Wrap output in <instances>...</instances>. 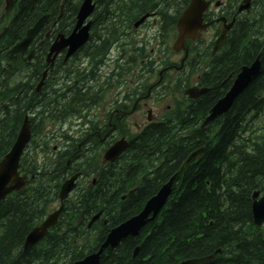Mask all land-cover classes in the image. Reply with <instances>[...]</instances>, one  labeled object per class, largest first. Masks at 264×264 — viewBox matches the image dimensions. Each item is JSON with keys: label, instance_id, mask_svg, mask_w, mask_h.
Returning <instances> with one entry per match:
<instances>
[{"label": "trees", "instance_id": "obj_1", "mask_svg": "<svg viewBox=\"0 0 264 264\" xmlns=\"http://www.w3.org/2000/svg\"><path fill=\"white\" fill-rule=\"evenodd\" d=\"M189 1L95 0V30L102 44H93V55L97 59L105 49L108 53L119 32L159 7L169 31ZM239 1L233 0L228 8L229 18L235 16ZM80 2L16 0L4 10V0H0V161L10 151L26 115L31 121L33 151L48 153L50 138L39 135L42 122L62 125L86 110L91 88L76 89L60 105L51 103L47 90L35 93L42 73L39 67L50 45L42 41L49 27L37 37L40 42L35 64L25 63L18 54L7 55L45 15H49V24L57 22V30L68 34ZM254 5L259 6L258 0ZM263 18L239 19L224 51L212 59L200 79V87L209 91L170 120L147 126L129 143L122 167L110 164L103 168L96 189L81 192L76 204L67 202L59 225L44 242L24 251L27 236L46 216L62 182L83 167L70 163L77 142L66 134L60 138L70 140L74 148L52 152L53 164L48 159L39 163L27 152L21 160L22 171L35 177L22 192L0 202V264H72L96 250L110 229L138 213L171 177V193L161 213L138 237H127L109 248L101 255L100 264H172L210 256H214L210 264H264V228L254 224L251 200L254 191L264 193V126L249 119L264 110V36L250 32ZM260 53L261 72L226 114L201 129L241 68ZM200 148L204 149L202 157L187 161ZM74 158L88 163L91 156ZM100 211L108 222L96 223L92 228L96 235L91 239L87 222ZM217 251L222 253L217 255Z\"/></svg>", "mask_w": 264, "mask_h": 264}, {"label": "water", "instance_id": "obj_2", "mask_svg": "<svg viewBox=\"0 0 264 264\" xmlns=\"http://www.w3.org/2000/svg\"><path fill=\"white\" fill-rule=\"evenodd\" d=\"M251 1L252 0H243L238 11H249L251 7ZM13 2L14 0H6L8 7L11 6ZM209 5L210 3L206 0H191L187 9L184 11L183 15L178 21L180 37L174 45L175 51L179 52L182 49L187 50L185 46V40L189 38L194 39L200 31L206 29L207 26L203 25V14L208 9ZM93 7L94 6L91 5V0L83 1L77 15V24L73 33L68 38L61 36L60 40L56 41V43L52 46L50 55H52V53L54 52L58 54L62 49L70 47L68 52V56H70L87 41L89 24L86 26H83V24L87 17L92 13ZM48 18V16H45L39 19L35 26L32 29L28 30L26 38L23 39L19 44H17L11 52L24 53L34 37L38 34L43 25L48 21ZM232 26L233 23L223 27L221 36L214 44V52L224 44L227 32ZM32 55L33 52H31L30 58L28 60L31 59ZM261 64L262 62L258 57L251 65L245 66L241 69L230 90L211 109L210 115L205 119L203 123V127L213 122L218 117L226 114L230 110L234 100L245 90L250 81L260 73L262 67ZM205 92L206 90H192V92L188 91L191 98H198ZM30 139V125L28 118L26 117L14 145L12 146L10 152L0 163V200L12 191H17L18 189H21L25 186L26 176L21 177L19 175L18 169L20 167L21 155ZM125 147L126 143L124 141L115 143L105 154V160L114 161L124 151ZM202 154L203 149H198L191 154L187 161H191L192 159H195ZM74 177L76 180L77 177ZM173 179L174 177H171L166 182L163 187V191L157 197L153 196L147 202V206L144 212H141L138 216L130 219L129 223L124 227L122 226L121 229H113L108 235L106 242L102 245L99 253L87 257V262L92 263L97 260V263H99V255L104 249L116 246L122 239H125L127 237H136L149 222L150 213L156 215L166 202V197L171 193ZM74 188V179L67 180L62 185L61 191L59 193L61 199H64ZM259 196L260 192L258 191L252 195V199H254L252 203V215L254 223L258 226H261L264 224V196L258 199ZM60 211L61 210L48 216V218L46 219L47 221L45 220V223H43L39 228L35 229L29 234L27 243L30 244V248L47 234L49 225L53 226L57 223V218ZM213 258L214 257L212 256L209 258L192 259L177 264H205L211 262ZM74 264L83 263H79L78 261Z\"/></svg>", "mask_w": 264, "mask_h": 264}, {"label": "flooded vegetation", "instance_id": "obj_3", "mask_svg": "<svg viewBox=\"0 0 264 264\" xmlns=\"http://www.w3.org/2000/svg\"><path fill=\"white\" fill-rule=\"evenodd\" d=\"M212 20H215V17L212 18ZM155 24H157L156 19L154 20ZM260 25L262 26V31L264 33V18L260 21ZM95 24H93L94 28ZM212 28V27H211ZM210 28V29H211ZM93 30V29H92ZM208 35H210L208 33ZM95 40L90 41V43H93ZM89 43V44H90ZM97 43V42H96ZM118 54L115 56H112L113 58H109L104 64L100 65L96 61V57L93 55V46H84L80 49V52L74 56L73 60L80 56H84V64H81L80 70L81 74H84V82L81 80V83L75 84L72 88V86L69 87V91L74 92V90H82L85 91L86 89L91 88V95L90 96V102L86 106L87 108H92L93 106H96L99 108V115H97L98 119L97 124L101 127L109 128V126L116 125L117 127L120 125H128L130 121H132V124L138 128L143 129L147 124H149L147 121H145V114L144 111H151L153 113V107L150 104V100L154 97L152 101L153 106H160V99L162 101H165L166 99L162 98L161 95L162 91V85L158 84V87L155 88V91L153 89H148L146 94L139 95L136 99V91L141 92L143 88H136L133 84V81H129L128 84H132L130 86L120 85L119 80L115 82V72H122L123 69L119 68V62L125 63V49L123 47L116 46ZM195 50L193 46V51ZM119 51L121 52L119 54ZM65 53H63L64 55ZM122 54V55H121ZM196 54V53H195ZM121 56V58H118ZM115 57V58H114ZM72 60V61H73ZM192 61H195L194 58H191ZM142 64L146 63V60L141 61ZM68 63H64L66 66ZM112 64V67L111 65ZM132 65L131 67H133ZM56 67V70L60 68V64L57 62L54 65V68ZM108 67L111 69V78H108V81L106 82V85L104 87H101V82L103 79V76L109 75L107 72ZM130 67V68H131ZM165 71L168 70L167 67L164 69ZM54 72V71H52ZM56 73V72H55ZM91 75L96 76L95 78H92L95 80L94 83L90 82ZM117 77V76H116ZM118 78V77H117ZM163 78V77H162ZM55 79L54 76L50 77L48 84L51 85V80ZM111 80V81H109ZM110 83V85H109ZM162 84L164 85V80L162 81ZM81 86V87H80ZM159 92L157 93V91ZM107 92V93H105ZM105 94L107 95V98L103 99V96ZM157 94V95H156ZM160 99H159V98ZM91 106V107H89ZM139 117V118H137ZM151 119L153 121L156 119L155 115H150ZM136 119H140V123L136 122ZM133 120H135L133 122ZM129 127V126H128ZM103 129V128H102ZM108 129H105L104 133L106 132V136H112L111 132H108ZM103 137V135H102ZM100 140V139H99ZM87 141L88 138H87ZM100 142H103L100 140Z\"/></svg>", "mask_w": 264, "mask_h": 264}, {"label": "bare ground", "instance_id": "obj_4", "mask_svg": "<svg viewBox=\"0 0 264 264\" xmlns=\"http://www.w3.org/2000/svg\"><path fill=\"white\" fill-rule=\"evenodd\" d=\"M250 32L252 33H256L257 34V36L259 37V36H264V33L262 32L261 33V31H262V26L258 23L257 25H255V26H252V28H250ZM260 55H261V53L259 54V58H260ZM54 70H56V67L54 68ZM57 71V73H61L62 71H63V67L60 65V68H58V70H56ZM107 72L111 75V69H110V67H108V69H107ZM116 73V72H115ZM117 80H119L116 76H115V82H117ZM39 82V81H38ZM90 82L91 83H94L95 82V80L94 79H90ZM120 82V81H119ZM46 87H48L49 89H50V91L51 92H53V90H54V88H53V86H51V85H49L48 84V82H45V85L43 86V89L42 90H46L45 88ZM73 88V87H72ZM64 100H66V97H61L60 98V101H64ZM90 107V106H89ZM86 109H87V107H85ZM75 117H71V118H67L66 120H65V122L61 125V124H53V125H55V126H57L58 128H59V132H60V135L61 134H66V136H68L69 138H73V135H71L67 130H64L63 129V127H64V124L66 123V121H68L69 120V122L71 121V120H73ZM55 122H56V120H54ZM59 121V120H58ZM64 121V120H63ZM214 123V122H213ZM212 123V124H213ZM60 135L58 136V140H57V151H61V150H64V149H68V148H70V149H73L74 147H73V144H72V142L69 140V141H66L65 139H62V138H60ZM44 136V135H43ZM40 139H41V137H39ZM43 140V139H42ZM31 141H32V139L30 140V142H29V144H28V146L25 148V150H24V153L26 154L27 153V148L29 147V145L31 144ZM41 141V140H40ZM90 144V147H93L94 149H101V147H98L99 146V144H98V142L95 144L94 142L93 143H89ZM200 149H203V148H200ZM36 150V149H35ZM204 150V149H203ZM30 152V151H29ZM194 153V152H193ZM7 155V154H6ZM5 155V156H6ZM4 156V157H5ZM191 156V155H190ZM189 156V157H190ZM4 157L2 158V160L4 159ZM188 157V158H189ZM72 158V160H70L71 162L70 163H72L73 164V166H74V164L76 165H81V166H83L86 162H87V160H82V159H78V158H74V157H71ZM187 158V159H188ZM94 159V157L92 158V160ZM198 159V157L197 158H195V159H192L191 161H196ZM1 160V161H2ZM1 161H0V163H1ZM78 162H80V163H78ZM70 163H68V164H70ZM103 164V162H101V161H97V162H95L94 163V165H93V169H91L90 170V172H88V173H81L82 171H83V169H85V166L84 167H82V170L80 169V170H78V171H76V177L78 176V181H80V185H81V183H83L84 185L87 183V180H88V178H90V176L91 175H93L94 177L92 178V180H91V182H93L94 184H93V186L91 187V189L90 190H93V189H96V186H97V184H98V179H99V168L101 167V165ZM33 175V174H32ZM70 179H74V181H75V177L74 178H70ZM166 184V183H165ZM164 184V185H165ZM164 185L159 189V191L155 194V195H153V196H155V197H157L162 191H163V187H164ZM27 187V185H25L24 187H22L21 189H18L17 191H12L11 193H9L8 195H6L3 199H1L0 200V202L1 201H4V200H6V198H8L9 196H11V195H13V194H15V193H18V192H20L21 190H23V189H25ZM22 192V191H21ZM132 192H133V190H132ZM57 194V193H56ZM54 196V195H53ZM152 196V197H153ZM169 196V195H168ZM167 196V197H168ZM71 197V194H68L64 199H61V197H60V195H57V198H55V200L52 202L51 201V205H54V204H58L57 205V207H56V210L54 211V212H48L47 214H46V216L48 217V216H50L51 214H54L55 212H57V211H59V210H61L60 211V213H59V215H58V218H57V223L55 224V225H49L48 226V230H47V234L41 239V240H39L35 245H33L31 248H34L35 246H37L38 244H40L48 235H49V233L53 230V229H55L58 225H59V222H60V219H61V217H62V215H63V213L65 212V204L67 203V202H70V203H73V204H76V203H78V198L77 199H72V198H70ZM151 197V198H152ZM167 197H166V199H167ZM151 198H149L144 204H143V206L141 207V209H140V211L138 212V213H136L135 215H133L132 217H130L129 219H127V220H125L124 222H122V223H120V224H118L116 227H114V228H112V229H110V231L107 233V235H106V237H105V239H104V241L99 245V247L96 249V250H94V251H92V252H87V254L83 257V258H81V259H79V260H76V261H74L72 264H74V263H76V262H78L79 261V263H83V264H100V262H101V255L102 254H104L106 251H108L109 250V248H115L116 246H118L120 243H121V241L116 245V246H114V247H108V248H106V249H104L103 251H102V253L99 255V263H97V260L95 261V262H92V263H88L87 262V257H89V256H91V255H96V254H98L99 253V251H100V249H101V247H102V245L106 242V240H107V237H108V235L111 233V231L113 230V229H116V228H122V226L124 227V226H126L128 223H129V220L130 219H132L133 217H136V216H138L141 212H144L145 211V209H146V206H147V202L151 199ZM125 198H122V200H124ZM166 199H165V201H166ZM164 206H165V203H164V205L162 206V208H164ZM162 208L160 209V211L156 214V215H154L153 213H150V215H149V222L150 221H152V220H154L156 217H157V215H159L160 213H161V211H162ZM102 212L100 211L99 213H97V214H95L88 222H87V229L89 230V228H93V226L96 224V223H98V222H104L105 224H107V218L103 215L102 216ZM46 216L45 217H43L44 219H42V221H41V223L40 224H42V223H45L47 220H46ZM46 220V221H45ZM148 222V223H149ZM39 224V225H40ZM39 225H37L33 230H31V232H33L35 229H37V228H39L40 226ZM30 232V233H31ZM29 233V234H30ZM28 235V234H27ZM95 235H96V232L94 231V233L93 234H91V235H89L90 236V238L91 239H94L95 238ZM140 235V233L136 236V237H138ZM29 236V235H28ZM28 236H27V238H28ZM27 238H26V240H25V243H24V245H23V249H24V251H27V250H29V249H31L30 248V244H28L27 243ZM123 240V239H122ZM44 242V241H43ZM222 252H220L219 251V253H216L217 255L218 254H221ZM172 264H174V263H172Z\"/></svg>", "mask_w": 264, "mask_h": 264}, {"label": "rangeland", "instance_id": "obj_5", "mask_svg": "<svg viewBox=\"0 0 264 264\" xmlns=\"http://www.w3.org/2000/svg\"><path fill=\"white\" fill-rule=\"evenodd\" d=\"M223 1H227V4H228V0H223ZM146 27H148L149 29L150 28H152V22H149L148 24H147V26ZM130 34V33H129ZM153 34V32L151 33V35ZM143 39L144 37H140L139 36V32L138 33H136V34H132V37L130 38H126V35H125V39H124V42H126L125 43V45L126 46H128L127 47V49H132V47H133V45L134 44H136V43H134L133 41H136V40H138V39ZM209 38H211V35H206L205 36V40H207V39H209ZM174 42V41H173ZM173 42L172 43H170V50H169V58H170V61L171 62H175V63H180V58H181V56L182 55H177V54H172L173 52H172V50H171V47H172V44H173ZM137 45V44H136ZM152 48H154L156 45H157V43H155L154 41L152 42ZM156 49L157 48H155V49H153V51H154V53H156ZM172 52V53H171ZM159 67L160 68V70L162 69L158 64L156 65L155 64V66H154V72L153 73H155V72H158V70L159 69H156L155 67ZM192 66V65H191ZM191 66L183 73V74H181V76H180V73H176V72H172L171 73V78H173V79H175L176 77H179L180 76V78L176 81V83H175V86H177V85H179V87L181 86V83L184 81V79L185 78H187V77H189L191 74ZM57 79H58V77H56L55 79H54V81H52L51 82V84H53L54 82V84H53V88H59L61 91H58L56 94H55V98H52L51 99V101H53V100H55L56 98H58L59 96H61V95H65V94H67L66 92H67V88H64L65 86H67V84L68 83H66L65 81H66V79L64 78H62L61 76L59 77V79H60V81H59V83H58V85H57ZM192 79L194 80L195 79V77L194 76H192ZM53 80V79H52ZM156 79H152V82H154ZM52 86V85H51ZM81 87V86H80ZM47 91H50V89L48 88V87H46L45 88ZM164 91H166V90H164ZM70 96L71 95H69V96H67V98L69 97L70 98ZM182 95H181V93H179V92H176V94L174 95V94H172L171 95V101H173V99L175 98L176 100H182ZM171 101H167V102H165V103H163L162 105H161V112L162 113H164V112H166L168 109V106H170V105H172V103H171ZM60 102H63V101H60V100H58V105H60ZM150 104H152V100H150ZM157 111H158V107L157 106H155L154 107ZM85 111V110H84ZM261 118H263L264 117V113L260 116ZM90 118H91V116H90ZM260 118V119H261ZM43 124H41V128L43 127V132H45L47 129H51V128H55V129H57V133H58V136L60 135V132L58 131L59 130V128L57 127V126H55V125H53V123L50 121V120H46V121H44V122H42ZM83 123H85V121H81L80 119H76V120H73V121H70L69 122V120L68 121H66V123L64 124V127H63V129L64 130H69L68 132L70 133V134H74L75 132H77L76 130H77V128H78V130H80V128L78 127L80 124H83ZM74 131V133L73 132H71V131ZM80 133L79 134H74V136L77 138V137H79L80 135H83L84 134V131H82V130H80L79 131ZM39 135H41V134H39ZM55 135H56V133H55ZM93 140H96V139H93ZM56 142V140L54 141V143ZM56 144V143H55ZM34 147H35V144L34 143H31L30 145H29V147L27 148V152H28V154H31V156H34V157H38V158H40V160L41 159H44V158H47L46 157V154H45V152H42V151H40V150H38V149H36L35 151H33V149H34ZM30 151V152H29ZM86 171H87V173L89 172L87 169H86ZM94 176L93 175H91L90 176V178H88V180H87V183L84 185L83 183H81V186H80V188L82 189V188H84V189H86L89 185H90V182H91V180H92V178H93ZM80 194V191H79V189H76V190H74L72 193H71V197L70 198H72V199H74V198H76L78 195ZM57 203L56 204H54L53 206H51L50 207V209H51V211H50V213L51 212H54L55 210H56V207H57ZM90 234H93V231H91L90 232Z\"/></svg>", "mask_w": 264, "mask_h": 264}]
</instances>
